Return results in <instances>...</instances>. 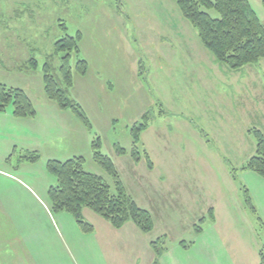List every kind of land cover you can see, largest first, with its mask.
<instances>
[{
	"label": "rangeland",
	"instance_id": "1",
	"mask_svg": "<svg viewBox=\"0 0 264 264\" xmlns=\"http://www.w3.org/2000/svg\"><path fill=\"white\" fill-rule=\"evenodd\" d=\"M249 2L264 24V0ZM210 14L218 17L216 11ZM78 32L83 36L81 55L90 62L105 58L98 40L108 37L107 44L113 43L125 62L130 55L137 70L131 103L126 99L122 104L123 113L112 132L101 122L94 133L127 193L152 215V232L142 234L153 250V264H160L169 251L178 254L176 249L184 245L191 249L194 242L193 258L201 264L205 257L197 256L198 249L227 248L235 254L239 243L244 244L240 245L244 264L260 262L255 246H263L264 229L261 215L246 201L242 168L256 151L253 131L264 134V59L238 70L218 62L174 0H0V84L27 91L41 107L44 64L50 61L58 69L56 42ZM142 110L146 112L140 118ZM146 114L149 127L141 135L140 155L132 156V128ZM115 145L126 153L118 155ZM31 155L19 147L0 161V175L4 171L12 176V180L0 176V264H32L31 249L48 244L52 249L67 248L57 235L67 234L68 242V235H74L70 226L62 228L63 220L54 222L48 214L47 220L32 204L28 193L45 202L51 212L48 193L56 178L41 157L35 163L23 159ZM85 169L115 191L113 177L93 158L86 160ZM11 201L14 205H9ZM209 206L216 224L210 219ZM90 213L86 218L94 222ZM62 214L68 213L53 216ZM74 225L79 227L76 221ZM129 232L126 228L118 235ZM215 232L242 235H211ZM47 235L53 236L51 241ZM155 242L166 249L158 260ZM232 257L237 262V254Z\"/></svg>",
	"mask_w": 264,
	"mask_h": 264
},
{
	"label": "trees",
	"instance_id": "2",
	"mask_svg": "<svg viewBox=\"0 0 264 264\" xmlns=\"http://www.w3.org/2000/svg\"><path fill=\"white\" fill-rule=\"evenodd\" d=\"M183 17L195 28L204 47L220 63L238 70L264 59V24H262L249 0H174ZM216 11L217 18L210 12ZM61 27L65 28L63 25ZM83 36L78 32L75 36L65 35L55 45V55L60 56L61 65L57 69L50 61L43 67L44 91L46 97L59 105L63 110L74 113L92 134V158L99 164L115 182V191L95 173L85 169L86 159L72 158L67 161L50 160L46 164L47 171L56 178V184L49 189L51 213L70 214L77 222L81 231L91 234L94 227L89 223L83 211L89 209L115 229H122L129 222L134 223L144 234L153 230L154 222L151 213L140 208L127 193L112 158L103 153L102 141L93 131V125L81 105L71 97L76 75L84 76L89 69L88 61L81 55L80 42ZM35 67L37 64L31 62ZM12 110L16 118H33L37 112L28 94L20 88L0 84V113ZM149 116L145 115L142 123L132 128V156H139L142 132L149 127ZM257 139L255 154L250 158L242 171L254 172L264 179V134L255 129ZM119 155L126 153L125 149L116 145ZM24 160L35 163L40 155L32 153L23 157ZM139 160V159H138ZM146 160L152 168L148 153ZM236 171V170H235ZM246 201L250 209L258 214L253 205L249 191L244 188ZM211 221L214 222V210L211 211ZM205 218H203L204 220ZM264 229V222L259 218ZM201 228H198V231ZM158 242L152 243L155 254L161 257L165 248H159ZM260 263L264 264V243L259 251ZM155 264H157L155 262Z\"/></svg>",
	"mask_w": 264,
	"mask_h": 264
},
{
	"label": "crops",
	"instance_id": "3",
	"mask_svg": "<svg viewBox=\"0 0 264 264\" xmlns=\"http://www.w3.org/2000/svg\"><path fill=\"white\" fill-rule=\"evenodd\" d=\"M101 40L98 41L101 43V48H105V51L101 49L105 58L100 59L95 64L92 59L90 62L83 54L88 61L89 69L86 75L75 76L71 97L83 108L93 125V131L102 122L101 127L112 132L113 123H117L123 113L121 109L124 106L122 104L126 99L131 103V83L133 77L137 75V70L129 61L131 60L130 55L125 62L124 54L118 53L113 43L107 44L108 37L105 39L101 37ZM94 50L96 52V49ZM96 76H101V80H97ZM25 92L28 94L27 91ZM28 96L30 97L29 94ZM30 99L32 100L31 97ZM34 106L37 114L33 118H16L12 110L0 113V161L9 159L19 147L28 153H38L46 162L50 160L67 161L76 157H83L86 160L92 159L93 135L74 113L61 109L46 95L40 100L41 107L35 104ZM145 112L142 110L138 117L141 118ZM137 119H134L133 122H138ZM114 147V151L118 154L116 145ZM1 173H3L0 175L2 178L12 180L9 178L12 177L11 174L4 171ZM243 176L253 205L264 222V179L250 171L243 173ZM18 186L20 185L18 184ZM21 188L26 189L25 187ZM28 194L32 198V204L40 208L41 215L47 218L48 214L54 222H59V219L63 220L66 226H62V228L70 226L74 234L68 235L70 242H68L67 234L57 235L62 244L63 242L67 244V248L58 246L52 249L48 244L44 248L37 249L35 247L31 249L28 258L32 264H74V260L78 262L77 264H153L154 255L153 250L149 248L148 237L143 235L134 224H126L118 230L94 212V222H92L86 218V215L91 214L92 211L85 209L83 215L86 220L92 223L94 231L91 234H84L79 227L74 225L75 220L71 215L53 216L47 209L48 206L44 204L45 202L40 200L46 205V211L41 207V203L34 199L33 194ZM9 205H14V202L11 201ZM210 207L208 213L211 219L210 211L213 208ZM213 223L216 224V218ZM126 228L130 229L129 235H118ZM211 235L242 234L215 232ZM47 236L51 241L53 236ZM196 244L194 242L195 248L192 247L193 249H188L186 245L176 249L178 254L169 251L162 257L160 264H198L197 259L193 258L194 252L197 250ZM238 245L234 250L237 254V262L232 257L235 254L231 251L228 252L227 248L226 250L221 248L213 251L210 246L205 247L202 250L198 249L197 256L205 257L202 264H244L245 259L242 253L244 249L243 246H240L244 244L239 243ZM255 248L259 257V251L262 247L255 246ZM259 263L258 260L253 261V264Z\"/></svg>",
	"mask_w": 264,
	"mask_h": 264
}]
</instances>
